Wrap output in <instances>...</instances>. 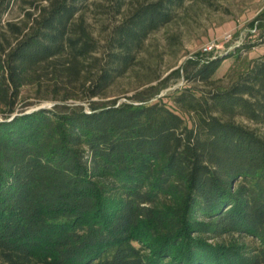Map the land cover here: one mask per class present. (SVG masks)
Segmentation results:
<instances>
[{"label": "trees", "instance_id": "trees-1", "mask_svg": "<svg viewBox=\"0 0 264 264\" xmlns=\"http://www.w3.org/2000/svg\"><path fill=\"white\" fill-rule=\"evenodd\" d=\"M15 1L0 0V31L14 36L0 39V264H264V133L237 120L264 127V55L171 104L95 100L186 0L134 5L101 46L89 0L31 2L22 25L5 20ZM235 52L188 79L216 84ZM47 79L83 95L18 109L22 88Z\"/></svg>", "mask_w": 264, "mask_h": 264}, {"label": "rangeland", "instance_id": "rangeland-1", "mask_svg": "<svg viewBox=\"0 0 264 264\" xmlns=\"http://www.w3.org/2000/svg\"><path fill=\"white\" fill-rule=\"evenodd\" d=\"M145 0H127L123 12L117 14L114 0H89L85 18L89 29L99 41L100 46L111 28L134 9V5ZM35 5L45 4V0H16L5 20L22 25L27 10H34ZM231 32L233 39L227 41L224 36ZM14 40L11 31L6 27L0 31ZM216 39L220 49L213 53H203L202 47L208 41ZM230 50L228 48L232 47ZM225 48V49H221ZM102 49V47H101ZM235 52L223 60L214 75L217 83L207 85L200 81L188 79L202 63L215 59L224 52ZM264 55V0H186L178 8L174 19L153 32L139 55V63L124 77L115 82L103 97L95 100L115 99L118 103H140L143 96L149 102L164 99L172 103L173 96L183 87L192 85L200 90H210L214 86L227 87L236 80L240 73L247 70L255 58ZM47 87L39 89L35 85H25L18 99V109L26 106L27 111L36 107H52L62 103L66 94H80L82 91L72 86L65 87L59 93L49 79ZM54 99L52 96H57ZM45 97V98H43ZM68 104H82L88 108L89 103L83 99L71 98L64 101ZM29 104V105H27ZM1 116V107H0ZM237 120L251 128L264 133V127L244 118Z\"/></svg>", "mask_w": 264, "mask_h": 264}, {"label": "built area", "instance_id": "built-area-1", "mask_svg": "<svg viewBox=\"0 0 264 264\" xmlns=\"http://www.w3.org/2000/svg\"><path fill=\"white\" fill-rule=\"evenodd\" d=\"M224 38L227 41H230L231 39H233V34L231 32L226 33ZM220 47H223V46H221V44H219L216 39H213V40H210L206 44L203 45L202 51H203V53L209 54V53L217 52L220 49ZM232 48H233V46L228 48V49L231 50ZM221 49H225V48H221ZM230 50L224 52V54L228 53ZM218 56H221V55H218Z\"/></svg>", "mask_w": 264, "mask_h": 264}, {"label": "water", "instance_id": "water-1", "mask_svg": "<svg viewBox=\"0 0 264 264\" xmlns=\"http://www.w3.org/2000/svg\"><path fill=\"white\" fill-rule=\"evenodd\" d=\"M44 107H45V106L36 107V108L30 109V110H28V111H26V112L29 113V112H32V111H35V110H38V109H41V108H44ZM15 115H17V113H15L14 116H15ZM14 116H13V117H14Z\"/></svg>", "mask_w": 264, "mask_h": 264}]
</instances>
